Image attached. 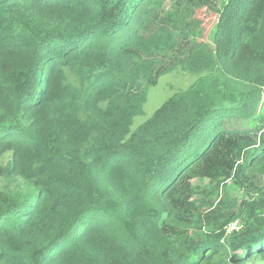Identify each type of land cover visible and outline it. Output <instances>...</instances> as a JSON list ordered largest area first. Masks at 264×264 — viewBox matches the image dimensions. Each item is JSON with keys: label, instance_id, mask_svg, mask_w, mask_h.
Returning a JSON list of instances; mask_svg holds the SVG:
<instances>
[{"label": "trees", "instance_id": "obj_1", "mask_svg": "<svg viewBox=\"0 0 264 264\" xmlns=\"http://www.w3.org/2000/svg\"><path fill=\"white\" fill-rule=\"evenodd\" d=\"M160 1L0 0V264L264 262V0L185 51Z\"/></svg>", "mask_w": 264, "mask_h": 264}, {"label": "rangeland", "instance_id": "obj_2", "mask_svg": "<svg viewBox=\"0 0 264 264\" xmlns=\"http://www.w3.org/2000/svg\"><path fill=\"white\" fill-rule=\"evenodd\" d=\"M191 1L192 0H161L154 10L156 15L155 21L157 23L167 19L176 21L173 31L177 38V45L172 51H185L196 41H203L208 43L211 47L213 46V33L215 31L218 16L217 12L220 11L221 3L224 0H211L209 7H201L194 10H192L194 7L188 8ZM195 20H198L199 24H195ZM174 55L175 54L161 56V60L163 63H171L174 60ZM194 80L195 75L185 72L178 67L171 72L161 75L157 79L151 80L149 85L146 86L145 84L148 90L147 101L144 104L143 112L134 117L132 128H135L138 124L146 120L167 97L180 89L186 88ZM259 111L264 114V100H261L259 104ZM262 132H264V123L262 129L258 132V136ZM191 182L194 185L199 184L202 187L209 185L206 178H194ZM260 182H264L263 177L255 181V186L258 187ZM244 188L238 190V195H240ZM248 190L250 193H253L252 189ZM247 264L257 263L254 261ZM259 264H264V262Z\"/></svg>", "mask_w": 264, "mask_h": 264}, {"label": "built area", "instance_id": "obj_3", "mask_svg": "<svg viewBox=\"0 0 264 264\" xmlns=\"http://www.w3.org/2000/svg\"><path fill=\"white\" fill-rule=\"evenodd\" d=\"M237 221L230 223L226 228V233H230L233 229L237 228Z\"/></svg>", "mask_w": 264, "mask_h": 264}]
</instances>
